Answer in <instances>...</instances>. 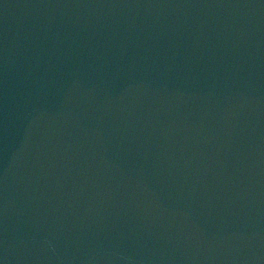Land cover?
<instances>
[{"label": "water", "instance_id": "water-1", "mask_svg": "<svg viewBox=\"0 0 264 264\" xmlns=\"http://www.w3.org/2000/svg\"><path fill=\"white\" fill-rule=\"evenodd\" d=\"M0 264H264V0H0Z\"/></svg>", "mask_w": 264, "mask_h": 264}]
</instances>
